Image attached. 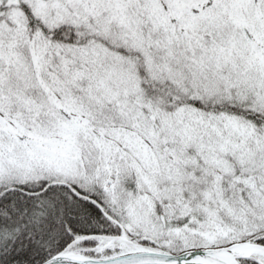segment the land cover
<instances>
[{"label":"snow or ice","instance_id":"1","mask_svg":"<svg viewBox=\"0 0 264 264\" xmlns=\"http://www.w3.org/2000/svg\"><path fill=\"white\" fill-rule=\"evenodd\" d=\"M0 264H264V0H0Z\"/></svg>","mask_w":264,"mask_h":264}]
</instances>
